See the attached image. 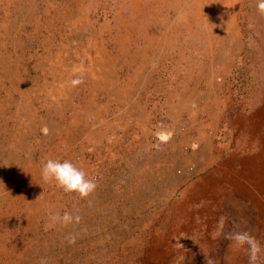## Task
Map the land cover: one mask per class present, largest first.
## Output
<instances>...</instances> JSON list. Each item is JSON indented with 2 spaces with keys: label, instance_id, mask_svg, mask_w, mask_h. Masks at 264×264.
Wrapping results in <instances>:
<instances>
[{
  "label": "rangeland",
  "instance_id": "1",
  "mask_svg": "<svg viewBox=\"0 0 264 264\" xmlns=\"http://www.w3.org/2000/svg\"><path fill=\"white\" fill-rule=\"evenodd\" d=\"M49 158L110 169L81 198ZM233 229L264 249L257 0H0V264H249Z\"/></svg>",
  "mask_w": 264,
  "mask_h": 264
},
{
  "label": "clouds",
  "instance_id": "2",
  "mask_svg": "<svg viewBox=\"0 0 264 264\" xmlns=\"http://www.w3.org/2000/svg\"><path fill=\"white\" fill-rule=\"evenodd\" d=\"M257 11L260 15H264V0H257ZM81 82L80 79H74L71 84L76 86ZM41 177L45 182H54L64 192L76 193L81 198L88 197L96 188L95 182L87 177L85 171L70 160L61 161L49 158L41 168ZM53 220H61L64 224H68L73 221V216L66 212L62 217L54 216ZM75 220L78 222L79 217H75ZM228 235L248 245L249 264H258L260 254L264 249L254 236L243 229H233L228 232ZM70 242H74V238Z\"/></svg>",
  "mask_w": 264,
  "mask_h": 264
},
{
  "label": "crops",
  "instance_id": "3",
  "mask_svg": "<svg viewBox=\"0 0 264 264\" xmlns=\"http://www.w3.org/2000/svg\"><path fill=\"white\" fill-rule=\"evenodd\" d=\"M57 53H59V52H57ZM59 55H61L62 57H63V59H64V62H66V60H67V58H66V56H64L65 54H61V53H59ZM53 60V59H52ZM53 62V61H52ZM53 67H54V64L53 63H50ZM51 68V67H49L50 68V70H51V72H52V75H57L58 74V72L57 73H55V72H53L54 71V68ZM59 68V67H58ZM74 71L75 70H72V73H74ZM99 71V70H98ZM105 71H99V72H97V73H95V74H93V78H92V85L90 86V91H92L93 92V94L95 95V97H97L102 91L101 90H105V88H109V89H115L114 90V92H112V93H114V94H116V92H118L119 90H118V88L114 85V81L113 82H111V83H109V86H108V84H106V80H105ZM60 74L61 75H63L64 76V74H62V72H60ZM100 74V75H99ZM67 73H66V75L64 76L66 79H67ZM58 79H61V77L60 78H58ZM113 86H115V87H113ZM112 91V90H111ZM111 93V92H110ZM124 95V94H123ZM107 98L109 99L107 102H110L111 104H115V102H117V99L112 95V94H108V96H107ZM107 98H106V100H107ZM127 101V100H126ZM137 102V101H136ZM102 106H104L103 104H102ZM138 106V105H137ZM105 108H106V106H104ZM102 108L100 107L99 108V110H101ZM138 112H139V109H136ZM137 113V112H136ZM137 114H142V111H140V113H137ZM126 116V120L125 121H123V120H121V122L123 123L121 126H120V128H118V127H115L116 126V123H114L113 124V126H110V124H108L107 123V125H105V123L104 122H98L97 124V126H102L100 129H98V131L99 132H97V134H96V136H97V141H96V143L95 144H102L103 143V141H104V137H105V135H106V133L108 132V130L110 129V128H116V130H118V129H120L121 130V128L122 127H124V126H126V121L128 122V123H130V117H129V115H125ZM106 122V121H105ZM131 123H133V124H135L136 126H139V125H141V122L140 121H138V117L136 116V115H133V120L131 121ZM45 124H47L46 122H44V125ZM30 127V124H28L27 126H26V128H27V130H28V128ZM18 134L19 135H23V133L21 134V133H19L18 132ZM53 135V134H52ZM56 135H58V133H56ZM46 137H49V135L48 136H46ZM55 138H57V137H55ZM110 141H111V139H110ZM51 150V149H50ZM144 165V164H143ZM94 168H95V170L94 171H91L88 175H87V177L90 179V176L92 177V175L95 173V172H97V173H95V174H98V173H101L103 176H104V179H106L107 177H108V170L110 169V165L109 164H93L92 165ZM133 166L134 167H132L131 168V170H133V171H136V172H138V170L140 171V169L139 168H141V167H139L138 166V164H133ZM143 167V166H142ZM79 168H81L82 169V167L80 166ZM97 169H99V170H97ZM142 169V168H141ZM83 170V169H82ZM86 173V172H85ZM92 174V175H91Z\"/></svg>",
  "mask_w": 264,
  "mask_h": 264
}]
</instances>
